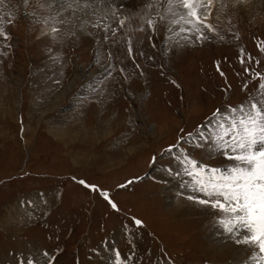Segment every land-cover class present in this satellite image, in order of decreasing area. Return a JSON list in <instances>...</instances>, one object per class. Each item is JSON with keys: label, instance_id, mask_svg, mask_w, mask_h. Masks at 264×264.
<instances>
[{"label": "rangeland", "instance_id": "374dc122", "mask_svg": "<svg viewBox=\"0 0 264 264\" xmlns=\"http://www.w3.org/2000/svg\"><path fill=\"white\" fill-rule=\"evenodd\" d=\"M49 1L0 0V264H264V0Z\"/></svg>", "mask_w": 264, "mask_h": 264}, {"label": "bare ground", "instance_id": "6f19581e", "mask_svg": "<svg viewBox=\"0 0 264 264\" xmlns=\"http://www.w3.org/2000/svg\"><path fill=\"white\" fill-rule=\"evenodd\" d=\"M94 1H98L99 2V0H94ZM108 1V0H107ZM247 1V0H246ZM245 0H244V2H246ZM249 1H253V2H257V0H249ZM50 2V1H49ZM207 2V1H206ZM50 3H54V4H56L57 6H59L60 4L61 5H65V7L64 8H67V7H69L68 6V4H69V2H68V0H51V2ZM94 3V2H93ZM260 3V2H259ZM240 4V3H239ZM243 4V3H242ZM53 5V4H52ZM244 5V4H243ZM92 6V5H91ZM98 6H100V4L98 5ZM59 9H60V7H59ZM157 9V8H156ZM160 11V10H159ZM86 12V11H85ZM157 13H158V11H157ZM159 14V13H158ZM184 15H186V14H184ZM210 22V21H209ZM64 91H63V94L65 93H68L72 88H71V84H68V85H65V87H64ZM59 97H60V94L58 95V96H56L55 98L56 99H59ZM50 107V106H49ZM55 135L54 136H62V135H64L61 131H59V132H57V133H54ZM64 137V136H63ZM177 188V187H176ZM172 194V195H171ZM164 195H165V197H167L168 199H172V198H176V194H175V188L174 187H167L166 188V190H164ZM219 228V227H218ZM220 230H218V229H214L213 230V232L214 233H218ZM220 246V245H219ZM110 247V246H109ZM259 255H260V258H261V260L262 261H264V255H262V253L261 252H257ZM248 259H251V257H247ZM256 260V259H255ZM258 260V259H257ZM261 260H259V261H261ZM261 261V262H262ZM254 263V262H253Z\"/></svg>", "mask_w": 264, "mask_h": 264}]
</instances>
